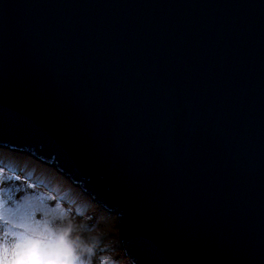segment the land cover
Wrapping results in <instances>:
<instances>
[{
    "label": "water",
    "instance_id": "water-1",
    "mask_svg": "<svg viewBox=\"0 0 264 264\" xmlns=\"http://www.w3.org/2000/svg\"><path fill=\"white\" fill-rule=\"evenodd\" d=\"M0 145L137 264H264V0H0Z\"/></svg>",
    "mask_w": 264,
    "mask_h": 264
},
{
    "label": "clouds",
    "instance_id": "clouds-1",
    "mask_svg": "<svg viewBox=\"0 0 264 264\" xmlns=\"http://www.w3.org/2000/svg\"><path fill=\"white\" fill-rule=\"evenodd\" d=\"M22 199L32 197L25 195ZM56 199L55 195L45 197L46 202ZM38 214V227L18 228L12 224L0 229L8 232L10 264H92L89 257L96 254V238L85 239L83 233L88 228L72 211L57 202L46 203L45 210ZM97 260L98 264H137L123 247L112 256H100Z\"/></svg>",
    "mask_w": 264,
    "mask_h": 264
},
{
    "label": "trees",
    "instance_id": "trees-1",
    "mask_svg": "<svg viewBox=\"0 0 264 264\" xmlns=\"http://www.w3.org/2000/svg\"><path fill=\"white\" fill-rule=\"evenodd\" d=\"M4 153L9 155V158H0V166L10 170L20 171V173L22 172L21 174L24 177L29 178L30 181L37 185H44L51 191H53V189H57V191H53L56 194L55 196L57 198H64L62 200L70 204L72 208L79 214L81 213L80 210L85 209H91L95 211L96 217H101L99 222L106 225L109 223V227H112L113 229L106 235H112L115 233L113 228L115 221L111 220L112 213L105 210L102 206L97 205V200L95 198L92 199L91 196H85L84 192L79 186L72 183L68 177L59 172L54 166L24 152L14 151L11 149L7 150L1 148L0 146V155ZM68 183L70 185H68ZM117 239L118 241L111 240V244L104 246L102 249H120L119 236ZM113 254L111 253L110 256Z\"/></svg>",
    "mask_w": 264,
    "mask_h": 264
},
{
    "label": "rangeland",
    "instance_id": "rangeland-1",
    "mask_svg": "<svg viewBox=\"0 0 264 264\" xmlns=\"http://www.w3.org/2000/svg\"><path fill=\"white\" fill-rule=\"evenodd\" d=\"M21 173L20 171L10 170L4 168L3 166H0V175L3 176V180L2 182H0V188L5 189L3 194V198L5 201H7L8 197L11 196L14 202H21L22 198L25 195H29L32 197V199L29 200V203L34 208L45 209L46 203L55 204L59 202L60 204L63 205L64 208L72 211L88 228V231L83 233L85 239H88L90 237L96 238V243H97V247L95 250L96 254L94 256L89 257V259L92 261V264H98L97 257L110 256L111 253L113 254L114 252L119 250V248L102 249L104 246L111 244L110 243L111 240L118 241L117 238L119 236V233H118V228H116L118 224V218L116 217L117 216L116 214L114 213L111 214V220L115 221V224L113 226L115 233L112 235H106L107 233H110L113 229L112 227H109V223H107L106 225L99 222L101 217H96L95 211L91 209H85V210H80L81 213L79 214L72 208L70 204L62 200L64 198H57L56 200L46 202L45 197L47 195H56V194L44 185L35 184L34 182L30 181L29 178L24 177ZM68 185L70 184L68 183ZM14 206H15L14 204L6 205V207H14ZM36 219L37 220L39 219L38 212L36 213ZM3 228L4 226L0 225V229ZM8 239L9 238L7 237L6 242H8Z\"/></svg>",
    "mask_w": 264,
    "mask_h": 264
},
{
    "label": "snow or ice",
    "instance_id": "snow-or-ice-1",
    "mask_svg": "<svg viewBox=\"0 0 264 264\" xmlns=\"http://www.w3.org/2000/svg\"><path fill=\"white\" fill-rule=\"evenodd\" d=\"M3 176L0 175V182ZM5 189L0 188V225L7 226L14 224L18 228L38 227L36 213L45 209L34 208L29 203V200L22 199L21 202H14L9 196L5 201L3 198ZM14 204V207H6V205ZM11 229H9L10 231ZM8 232H0V264H10L8 259L9 249L7 248L6 238Z\"/></svg>",
    "mask_w": 264,
    "mask_h": 264
},
{
    "label": "bare ground",
    "instance_id": "bare-ground-1",
    "mask_svg": "<svg viewBox=\"0 0 264 264\" xmlns=\"http://www.w3.org/2000/svg\"><path fill=\"white\" fill-rule=\"evenodd\" d=\"M3 157H5V158H9V155H7V154H2V155H0V158H3ZM76 185H78V184H76ZM37 186V185H36ZM79 187H82V186H79ZM81 189H83V188H81ZM89 197H90V195L89 194H87ZM109 211V210H108Z\"/></svg>",
    "mask_w": 264,
    "mask_h": 264
}]
</instances>
